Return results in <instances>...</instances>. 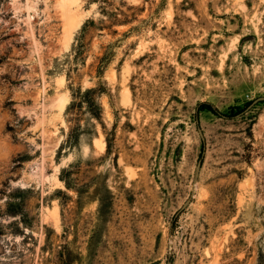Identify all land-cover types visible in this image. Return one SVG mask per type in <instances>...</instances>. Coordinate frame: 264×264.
Instances as JSON below:
<instances>
[{"label":"rangeland","instance_id":"1","mask_svg":"<svg viewBox=\"0 0 264 264\" xmlns=\"http://www.w3.org/2000/svg\"><path fill=\"white\" fill-rule=\"evenodd\" d=\"M61 4L0 0V264H264V0Z\"/></svg>","mask_w":264,"mask_h":264},{"label":"bare ground","instance_id":"2","mask_svg":"<svg viewBox=\"0 0 264 264\" xmlns=\"http://www.w3.org/2000/svg\"><path fill=\"white\" fill-rule=\"evenodd\" d=\"M62 4L60 5V7L62 8V20H65L66 24H74V26H77L79 23V20H77V8L79 6V0H61ZM70 33L71 31L68 29H66V34H65V38L66 41H69L70 39ZM57 103H58V107L59 110H61L65 103H66V99L61 98L59 95L56 97ZM98 146L100 149H104L105 144L99 140L98 141ZM41 169H43L42 167H40ZM39 168V169H40ZM55 170H57V166H55ZM45 176V175H44ZM47 178V176L45 177ZM54 179L59 182L60 184V179L54 174Z\"/></svg>","mask_w":264,"mask_h":264},{"label":"trees","instance_id":"3","mask_svg":"<svg viewBox=\"0 0 264 264\" xmlns=\"http://www.w3.org/2000/svg\"><path fill=\"white\" fill-rule=\"evenodd\" d=\"M93 91V89H87L86 91H85V93H84V99H86V100H84L87 104H88V106H89V108H90V110L92 111V113L95 115V116H97V117H99V111L98 110H94L93 108L94 107H96V104H95V102H93L92 100H89V97H88V95L90 94V92H92ZM72 104H74V101H73V103ZM200 109H205V110H208V111H211L212 113H214V114H220V112H218V110L215 108V107H213V105L210 103V102H207V101H203V102H200L199 104H198V111L200 110ZM223 115V114H222ZM75 129L74 130H71V132H70V134H69V141H70V139H73V138H75ZM65 171H64V169L63 170H61V172H60V180H63V178H62V174L64 173ZM65 181V180H64Z\"/></svg>","mask_w":264,"mask_h":264}]
</instances>
